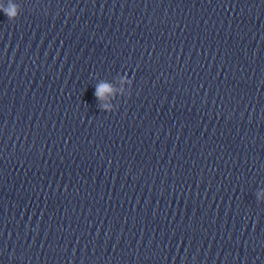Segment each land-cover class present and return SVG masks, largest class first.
Instances as JSON below:
<instances>
[{
  "label": "clouds",
  "instance_id": "9594fccd",
  "mask_svg": "<svg viewBox=\"0 0 264 264\" xmlns=\"http://www.w3.org/2000/svg\"><path fill=\"white\" fill-rule=\"evenodd\" d=\"M0 12H3L9 21L16 20L20 15L19 5L14 0H0ZM111 91V88L107 84H102L95 90V97L101 98L104 93Z\"/></svg>",
  "mask_w": 264,
  "mask_h": 264
}]
</instances>
